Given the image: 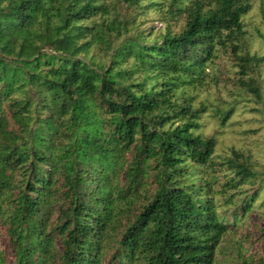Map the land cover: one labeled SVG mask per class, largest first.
<instances>
[{
	"label": "trees",
	"instance_id": "1",
	"mask_svg": "<svg viewBox=\"0 0 264 264\" xmlns=\"http://www.w3.org/2000/svg\"><path fill=\"white\" fill-rule=\"evenodd\" d=\"M257 1L264 18V0H0V243L14 264H215L264 205L253 155L219 151L241 109L245 134L264 130ZM151 14L165 29H143Z\"/></svg>",
	"mask_w": 264,
	"mask_h": 264
},
{
	"label": "rangeland",
	"instance_id": "2",
	"mask_svg": "<svg viewBox=\"0 0 264 264\" xmlns=\"http://www.w3.org/2000/svg\"><path fill=\"white\" fill-rule=\"evenodd\" d=\"M247 24L257 26L262 33H264V18L261 15L260 1H257L253 11L246 17ZM160 29L164 28L158 16L151 14L149 21L143 29ZM253 51L261 52L264 54V45L257 40L253 43ZM222 87L225 84H230L231 81L223 76L221 79ZM210 94L215 99H227L225 90L217 89L210 90ZM238 120L241 122L239 125H234L227 133L219 137L220 147L219 151L224 152L226 149L235 146L242 148L253 155V159L258 164L259 168L264 170V130L257 135H247L244 129L253 124V113L250 107L245 110L238 111ZM213 121L207 120L206 132L212 131ZM257 212L251 213L249 221L243 228L238 231H232L228 234L220 245L215 250V264H242L246 258H253L254 260L264 256V237H262L261 228L264 224V205H260ZM240 243H244L241 251ZM254 243V244H252ZM0 246L5 248L7 252V264L13 263V255L6 248V242L1 241ZM246 250H249L248 252ZM241 252V253H240ZM242 254V256L240 255Z\"/></svg>",
	"mask_w": 264,
	"mask_h": 264
}]
</instances>
